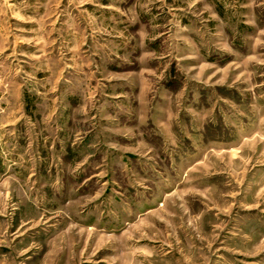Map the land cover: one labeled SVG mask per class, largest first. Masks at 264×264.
I'll return each mask as SVG.
<instances>
[{
	"label": "rangeland",
	"instance_id": "obj_1",
	"mask_svg": "<svg viewBox=\"0 0 264 264\" xmlns=\"http://www.w3.org/2000/svg\"><path fill=\"white\" fill-rule=\"evenodd\" d=\"M0 264H264V0H0Z\"/></svg>",
	"mask_w": 264,
	"mask_h": 264
}]
</instances>
